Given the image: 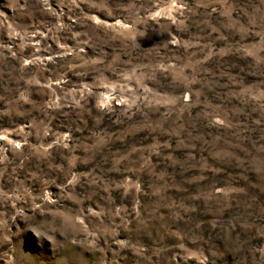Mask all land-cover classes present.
Returning <instances> with one entry per match:
<instances>
[{"label": "rangeland", "instance_id": "obj_1", "mask_svg": "<svg viewBox=\"0 0 264 264\" xmlns=\"http://www.w3.org/2000/svg\"><path fill=\"white\" fill-rule=\"evenodd\" d=\"M0 264H264V0H0Z\"/></svg>", "mask_w": 264, "mask_h": 264}]
</instances>
